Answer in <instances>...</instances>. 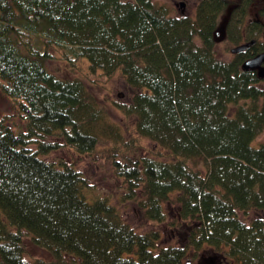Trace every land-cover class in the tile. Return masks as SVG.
Returning a JSON list of instances; mask_svg holds the SVG:
<instances>
[{
    "label": "trees",
    "instance_id": "1",
    "mask_svg": "<svg viewBox=\"0 0 264 264\" xmlns=\"http://www.w3.org/2000/svg\"><path fill=\"white\" fill-rule=\"evenodd\" d=\"M242 2L224 28L231 42L261 0H200L195 17L155 0H0V91L25 120L0 117V264H202L206 248L221 264H264V85L242 55L215 51L222 12ZM55 51L120 73L133 92L119 108L157 151L119 152L129 142L83 78L50 70ZM109 137L121 200L139 204L143 228L76 164L48 159ZM154 222L187 236L171 242Z\"/></svg>",
    "mask_w": 264,
    "mask_h": 264
},
{
    "label": "rangeland",
    "instance_id": "2",
    "mask_svg": "<svg viewBox=\"0 0 264 264\" xmlns=\"http://www.w3.org/2000/svg\"><path fill=\"white\" fill-rule=\"evenodd\" d=\"M156 2L167 5L170 8V11L173 15H187L190 17H195L197 8L200 0H155ZM184 2V5L181 2ZM259 6H255L250 8V11L245 10L247 13L245 18H251L254 16L255 10H257ZM241 12H234V14H240ZM233 7L228 6L221 14L219 18V25L216 29L217 39L216 40V52L220 59L229 60L233 57L231 52V48L234 46L233 42H229L227 37L224 35V27L227 23V18L232 15ZM264 12V11H262ZM244 17V16H243ZM264 17V14L262 15ZM56 55V58H52L53 60L49 63L50 70L55 71L56 73L72 77L79 76V78H83L88 89L96 96V99L99 100L100 103L104 105V109L107 112V120H111L116 125L119 126L122 133V140H126L129 142L127 147L124 146L119 149V152H123L125 149L129 154H133L136 150L139 153H145L146 151L154 152L157 151L156 143L143 136H140L136 133L134 128L135 124V116H127L125 115L119 108V104L129 103L131 101V95L133 89L126 82L125 78L120 73L115 74L114 76L108 77L102 73L92 74L89 72L88 63L86 60L76 61V64H72L71 62L65 61V59H61L59 57V53L57 51L53 52ZM264 85V81L261 83ZM6 117L8 121L15 129H21L25 126V120L20 115L17 106L13 103L11 99H9L5 94L0 91V117ZM107 127V126H106ZM110 127H108V130ZM110 141H105L104 143H100L94 149V151H89L86 153L75 152V150L70 148L69 146H64L57 151H53L50 155H48V159H63L67 162H72L76 164L79 169L85 173L91 183L94 185L95 192L99 193H108L111 197L117 202H122L121 194L125 189V184L122 182L120 178H118L113 170V166L111 164V155L110 149L113 146V138L109 137ZM264 136H261L260 139H263ZM112 139V140H111ZM123 208V213L127 217L129 223H132L137 228H143L145 225V218L142 212V209L139 207V204L134 202L132 199L126 200L124 203H121ZM167 211H169L172 215L176 213V205L174 202L166 204ZM262 215V212H258ZM252 215H256L252 212ZM254 217V216H252ZM155 223V222H154ZM163 225L155 223L160 228V232L164 234V238H171V242H180V240H184L186 234V228L171 227L169 223H165ZM152 224H150V227ZM149 227V228H150ZM182 242V241H181ZM28 254L34 257H46L47 252L39 247H35L31 243H28ZM215 250H211L209 248L204 249L200 253V259L202 264H210L214 260V263L222 262L226 263L229 261L227 258L224 260L218 259L215 260L217 256L215 254ZM214 258L212 261H210ZM220 260V261H219Z\"/></svg>",
    "mask_w": 264,
    "mask_h": 264
},
{
    "label": "flooded vegetation",
    "instance_id": "3",
    "mask_svg": "<svg viewBox=\"0 0 264 264\" xmlns=\"http://www.w3.org/2000/svg\"><path fill=\"white\" fill-rule=\"evenodd\" d=\"M262 2H260L259 5H248L247 7V11H250V8L255 7V6H259V8L257 10H255L254 12V16H252L251 18H245L246 15H243L244 17L240 20L241 21V25H239V28L242 29L243 35L241 38H239V42H233L234 43V47L241 45V44H245L250 42V45L246 48V49H242L241 51H236L234 52L231 48V52L233 54V57L236 55H242L244 57L243 62H242V66L243 63L247 60L250 59L252 57L257 56L260 53L264 52V17H262V15L264 14V0H261ZM246 6V3L242 4H238V6L233 8V12L232 14H234V12H241V6ZM246 9V7H245ZM244 9V12L247 13ZM231 17V15H230ZM229 17V18H230ZM229 18H227V23L229 21ZM227 23L225 25L224 28H226ZM224 30V35L225 37L228 38V35L226 33V29ZM248 31L251 33V35H247ZM229 39V38H228ZM227 39V40H228ZM229 42H231L230 40H228ZM252 41V42H251ZM248 55V56H247ZM232 57V58H233ZM262 66H264V61H262ZM252 70L254 72H256V74L259 77V70L258 68H254V69H249ZM261 78L262 81H264V77H259ZM262 213H264V211H261Z\"/></svg>",
    "mask_w": 264,
    "mask_h": 264
},
{
    "label": "water",
    "instance_id": "4",
    "mask_svg": "<svg viewBox=\"0 0 264 264\" xmlns=\"http://www.w3.org/2000/svg\"><path fill=\"white\" fill-rule=\"evenodd\" d=\"M181 4L184 5V2L182 1ZM249 45H250V42L245 43V44H241V45H238V46L232 48V50L234 52L241 51L242 49H246ZM262 61H264V52L258 54L255 57H252L250 59H247L243 63V68H245V69L258 68V70H259V77H264V66H262V64H261ZM213 259L214 258H212L210 261H212ZM215 260H218L217 257H215ZM210 264H221V263H219V262L218 263H214V260H213L212 262H210Z\"/></svg>",
    "mask_w": 264,
    "mask_h": 264
}]
</instances>
